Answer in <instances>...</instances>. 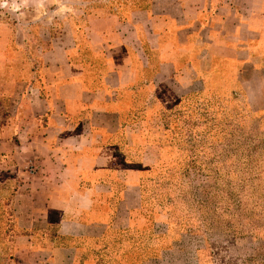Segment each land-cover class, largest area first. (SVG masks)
Masks as SVG:
<instances>
[{"label": "crops", "instance_id": "1", "mask_svg": "<svg viewBox=\"0 0 264 264\" xmlns=\"http://www.w3.org/2000/svg\"><path fill=\"white\" fill-rule=\"evenodd\" d=\"M160 1L0 0V88L15 95L0 114V184L17 180L13 264H94L87 250L131 226L138 187L115 143L136 146L141 133L124 111L210 84L216 65L234 84L264 73V0Z\"/></svg>", "mask_w": 264, "mask_h": 264}, {"label": "rangeland", "instance_id": "2", "mask_svg": "<svg viewBox=\"0 0 264 264\" xmlns=\"http://www.w3.org/2000/svg\"><path fill=\"white\" fill-rule=\"evenodd\" d=\"M81 59L92 61H71ZM216 67L210 84L163 92V105L136 106L134 120L123 112L141 136L136 146L119 137L118 156L142 190L128 203L129 233L110 235L130 239L125 264H264V73L249 69L240 85ZM15 181L0 186V232ZM7 244L0 264L14 263Z\"/></svg>", "mask_w": 264, "mask_h": 264}, {"label": "trees", "instance_id": "3", "mask_svg": "<svg viewBox=\"0 0 264 264\" xmlns=\"http://www.w3.org/2000/svg\"><path fill=\"white\" fill-rule=\"evenodd\" d=\"M84 58V57H83ZM36 65H39L40 68L42 67V64L40 61H35ZM203 82V81H207L206 78H202V79H198L195 80L193 82ZM42 94V93H41ZM14 102H15V95L12 94V92H10V90L8 89H3L0 88V114L3 115H9L10 112H12L13 107H14ZM155 104L149 105V106H153ZM134 117V118H133ZM132 117V120L135 119V114ZM5 120L2 121V125H4ZM1 124V122H0ZM122 137V136H119ZM118 137V138H119ZM117 138V139H118ZM123 138V137H122ZM116 146V143H115ZM117 155H118V148L116 151ZM129 172H132L131 176L136 180L137 182V189H138V197L139 199L141 198V185H140V179H138L135 176V172L133 170H129ZM9 185H13L8 184V185H2L0 184V186H9ZM16 195V188H14L12 190V193L10 196V199L6 200V204L7 205V210L4 213V216L2 215L3 218V229L0 232V241L2 243H8L6 246V250H9V255L13 256L12 254L15 255V244H16V238L19 236V233L17 232V230L15 229V222H14V214H13V206H12V202L13 199ZM10 200V205L8 206V202ZM112 206H110V208H112ZM8 211L10 213H8ZM11 216V220L9 221V218ZM4 220L6 222H4ZM8 220V221H7ZM129 228H120L117 231L114 230H107V232L104 234V237L102 240H99L96 243V247L92 246L90 247L87 251V254L85 255V258L87 260L92 261V263L94 262V264H107V261L105 259L108 258V260L112 261V263L115 264H125L130 258L128 257L130 254H132V246H130V239H128L127 237V241H125L126 238H124L122 241L119 239H115V236H110L112 235V233H118V234H124V233H129ZM123 232V233H121ZM7 238V240H5V237ZM127 236V235H126ZM11 250V251H10ZM12 252V253H11ZM15 258V256H13V259ZM146 261L143 260L140 262V264H145Z\"/></svg>", "mask_w": 264, "mask_h": 264}]
</instances>
